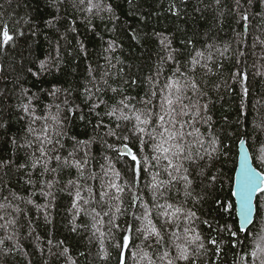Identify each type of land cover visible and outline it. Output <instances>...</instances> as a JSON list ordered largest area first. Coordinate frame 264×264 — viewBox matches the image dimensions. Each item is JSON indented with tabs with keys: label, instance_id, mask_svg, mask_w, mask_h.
I'll use <instances>...</instances> for the list:
<instances>
[{
	"label": "snow or ice",
	"instance_id": "1",
	"mask_svg": "<svg viewBox=\"0 0 264 264\" xmlns=\"http://www.w3.org/2000/svg\"><path fill=\"white\" fill-rule=\"evenodd\" d=\"M188 3L169 0L167 10L187 15ZM50 5L56 16L44 22L48 27L69 9L92 30L105 14L113 23L119 19L107 0ZM208 10L220 25L225 18L234 22L233 41L209 39L206 32L203 43L187 36L176 47L174 36L154 33L161 55L138 96L127 90L138 81L123 69L113 72L121 61L111 55L103 56V65L89 63L76 85L32 92L20 83L23 74L60 72V44L55 56L37 61L25 31L35 36V22L5 19L0 12V59L18 65L8 67L17 71L13 107L23 122L10 134L7 109L0 105V264H34L37 255L40 264H264V139L256 135L264 134V99L248 100L247 52L254 28L251 67L264 77V0H196L194 12ZM68 31L76 32L75 20ZM132 39L140 42L135 32ZM78 44L77 55L87 57L84 43ZM117 47L110 40L104 52ZM229 81L241 89L234 121L240 166L227 177L223 194L221 161L228 160L231 146L213 128L209 93ZM77 121L90 128L86 139L72 133ZM94 145L101 149L99 161ZM250 156L258 167L248 165ZM61 197L67 198L63 204ZM60 207L70 217V232L82 237L75 244L51 230L37 231L36 221L42 216L53 225L52 210Z\"/></svg>",
	"mask_w": 264,
	"mask_h": 264
},
{
	"label": "trees",
	"instance_id": "2",
	"mask_svg": "<svg viewBox=\"0 0 264 264\" xmlns=\"http://www.w3.org/2000/svg\"><path fill=\"white\" fill-rule=\"evenodd\" d=\"M114 9V15L119 17L114 23L109 21L107 14L105 19H95L93 28L89 29L84 22L76 17L74 13L69 11H61V19L54 22V27H48L44 22L51 20L56 16V10L50 5V0H0V12L4 13V18L11 16L13 19L20 17H31L35 22L37 34L32 36L25 29L28 36L27 43L30 44L34 58L43 60L49 54L55 56V47L59 42L61 47V55L64 60V67L60 72L53 71L51 74H43L40 77H33L31 74L24 73L23 79L20 81L24 87L31 89L32 92H38L41 88H50L53 85L60 87H68L78 84L86 75L87 66L89 63L96 67L97 63L103 65L105 63L103 56L111 55L118 57L121 63L117 64V69H123L126 77H131L138 81L137 85L128 88V94L138 96L143 94L144 79L155 71V66L158 63L159 55H161L159 43L154 33L160 32L174 36V46L179 47L180 41L187 36L203 43V36L207 32L209 39L215 37L219 42L233 41V28L236 27L230 18H225L224 23L220 25L217 22L215 13L208 10L201 15L193 11V6L196 0H189L187 6V15L173 16L168 12L169 0H132L129 4L128 0H107ZM179 0H177V3ZM205 3H210L211 0H204ZM259 11V6L255 8ZM75 20L76 32L68 31L69 23ZM258 21L253 20L256 24ZM115 26V31L111 29ZM239 30V29H238ZM136 33L140 36V42L132 39V34ZM255 34V29L251 30L248 38V64H249V84L250 96L249 102L256 99H264V77L255 76L256 69L251 67L256 59L251 55L252 35ZM66 36V39H62ZM115 40L118 47L115 53H105L104 49L108 47V41ZM71 41V43H68ZM82 41L87 49V57L82 53L77 55L79 44ZM236 45L233 42V48ZM259 52V48L256 49ZM72 52L73 56L68 53ZM27 55V53H26ZM113 59V63H115ZM9 63H13L9 57L0 59V65L3 66V71L0 72V105L7 109L5 116L11 121L10 134L17 132L23 125V122H17V113L14 110V105L18 102L16 94L19 92V85L16 84L17 71H13L8 67ZM27 63V61H26ZM227 64V62H226ZM33 70H36L37 65L31 64ZM230 67V65H228ZM13 67L18 69V65L13 63ZM225 78L228 72L224 73ZM229 86H225L219 92H210L211 97L210 114L214 121L213 128L220 135L225 144L231 146L229 158L227 161H221L223 165L222 178L224 184L222 193L227 194L229 191L228 176H234V169L237 165L238 156V141L234 135L237 132V127L234 123L237 117V107L239 104V93L241 91L239 85L228 82ZM127 87V86H126ZM246 129L251 136V120L246 123ZM90 134V128L86 129L79 121L72 126V133L79 134L80 138L86 139L85 133ZM257 137L264 139V134L256 133ZM249 143L251 140L249 139ZM5 153L9 151L7 146ZM98 145L93 146V153L97 161L101 159ZM255 164V163H254ZM256 165V164H255ZM256 167H258L256 165ZM219 187V185H218ZM38 199L39 203L43 200ZM66 197H61V204L64 203ZM30 215L36 217L35 210ZM53 225L46 226L42 216L36 221L39 231L44 235L48 230L54 232L56 238L67 239L70 244H75L82 237L70 232L68 220L70 217L64 211L63 207L52 210ZM34 264H40V257H34ZM112 264H115L113 259Z\"/></svg>",
	"mask_w": 264,
	"mask_h": 264
},
{
	"label": "water",
	"instance_id": "3",
	"mask_svg": "<svg viewBox=\"0 0 264 264\" xmlns=\"http://www.w3.org/2000/svg\"><path fill=\"white\" fill-rule=\"evenodd\" d=\"M250 151V150H249ZM238 153H239V146H238ZM248 165L250 166V167H256V165L254 164V161H253V159L251 158V156H250V158H249V160H248ZM239 166H240V161H239V156H237V165H236V168H239ZM234 175H235V173H234Z\"/></svg>",
	"mask_w": 264,
	"mask_h": 264
}]
</instances>
